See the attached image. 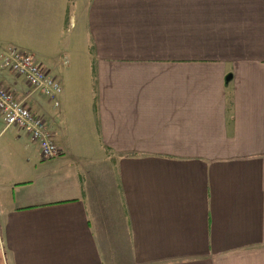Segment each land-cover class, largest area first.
Returning a JSON list of instances; mask_svg holds the SVG:
<instances>
[{"label":"crops","instance_id":"0c3cea01","mask_svg":"<svg viewBox=\"0 0 264 264\" xmlns=\"http://www.w3.org/2000/svg\"><path fill=\"white\" fill-rule=\"evenodd\" d=\"M8 47L61 155L0 118V264H264V0H0Z\"/></svg>","mask_w":264,"mask_h":264},{"label":"built area","instance_id":"2783aa9c","mask_svg":"<svg viewBox=\"0 0 264 264\" xmlns=\"http://www.w3.org/2000/svg\"><path fill=\"white\" fill-rule=\"evenodd\" d=\"M0 69L22 79L27 88L22 96L0 81V118L5 128H15L27 135L38 146L42 160L59 157L61 151L46 121L27 106V100L37 94L56 104L62 93L61 82L45 71L31 54L16 47L0 53Z\"/></svg>","mask_w":264,"mask_h":264},{"label":"rangeland","instance_id":"374dc122","mask_svg":"<svg viewBox=\"0 0 264 264\" xmlns=\"http://www.w3.org/2000/svg\"><path fill=\"white\" fill-rule=\"evenodd\" d=\"M3 126L0 124V131L2 130ZM6 136H0V143L5 139ZM1 263V262H0Z\"/></svg>","mask_w":264,"mask_h":264}]
</instances>
